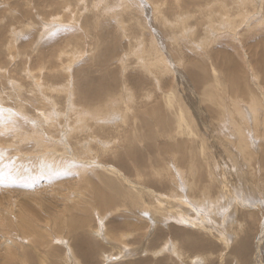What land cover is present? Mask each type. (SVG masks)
Masks as SVG:
<instances>
[{
  "label": "rangeland",
  "instance_id": "374dc122",
  "mask_svg": "<svg viewBox=\"0 0 264 264\" xmlns=\"http://www.w3.org/2000/svg\"><path fill=\"white\" fill-rule=\"evenodd\" d=\"M86 1L83 5L81 3L76 5L78 0H0V108L4 109L0 113L2 122H0V133H3L0 135V165L7 164L8 166L3 170L7 172L10 170L11 164L16 160H18L17 164L23 162L17 170V175L20 177L19 180L13 183L8 178L10 182L5 179L0 182V208L6 214V210L10 207L7 196H9L10 203L15 205L13 210H16L17 214H19L20 208L26 204L28 209L26 216L29 217L30 214H34L35 218H40L39 220L36 219L37 227L35 229L42 233L44 231L48 235L44 239H40L38 244L34 239L27 240V238H30L31 231L22 234L21 229L15 228L20 232L15 233L18 236L14 235V233L4 235L0 231V264H11L13 260L15 262H28L26 260L29 259L34 260L33 264H42L45 259L49 260V262H46L47 264H126L131 259H140L139 257H142V252L146 249L149 251L144 257L149 255L147 258L151 261L150 264H180L177 260H172L173 256L171 257L168 252L167 254H157L156 256L150 253L151 250L157 249L168 238H172L173 241L177 240L179 248L183 250L186 256L200 252V250L192 251V249H189L182 243L180 237L174 238L172 237L173 234H168L167 226H170V223L179 221L185 225L186 231L204 235L208 239L219 237L227 240L225 241L227 249L221 251L224 245H221L222 243L218 241L217 246L212 250L214 254L209 256L206 262L200 259V263L198 260L190 264H214L216 260L215 264H264V199H261V197L252 198L264 195V188L262 187L264 185V155L261 156V141L250 130L251 127L249 128L248 126V130H250L249 136H251L250 144L252 143L251 148L255 153H260L259 157L256 155L257 159L255 160H257V163H255V166L256 169H259V172L261 170L260 175L258 172V178H260L261 182L255 183V189H253L249 183L254 174H249V163L245 160L240 149L221 143L222 141L219 140L216 132H213L211 128L210 119L214 114L213 112L211 115L208 114L209 112L206 109V105H210L207 99V87L213 82H218L221 85V90L217 92V95L226 94L230 87L233 86V82L234 84L235 82H237L236 84H239V82L240 84L246 83L247 86H252L253 90L264 102V71L262 73L264 68V0H250V2L239 0L240 3L242 1L241 4L246 9V15L249 13L250 16L247 15L242 18L232 15L235 25L233 24L232 27L226 26L221 28V30L212 29L211 33L215 35L213 43L204 44H201L199 37L204 36L206 29H209L210 26L207 24L206 18L201 17L200 12L201 8L214 0H155L158 3H164L163 7L167 16L177 17V14H179L182 19L177 18L180 21L186 19L185 21H187L188 25H195L192 29L195 34L185 37V41L182 43L184 45L182 50V44L177 46L173 38V31L176 29L167 21L162 22L155 16L154 4L151 0H133V11L129 8L127 9L130 11L123 10V3L120 4V0ZM224 1L226 2L227 0ZM67 4H70L76 10L83 8L81 17H77L75 12H72L71 18L67 15L62 17L64 12L69 11ZM230 4L234 6V0H228V5ZM98 8L101 9L99 10ZM234 8L236 9L235 6ZM119 9L123 10V14L119 12ZM195 9H197V12L194 15L193 10ZM235 9L231 10L232 14ZM104 11L107 12L104 13ZM189 12L193 14L192 18L189 17ZM100 14H103V16H100ZM184 15H188V18H184ZM135 16L138 17L135 23L129 22V25L124 28L120 25L121 19L133 20ZM127 27L128 29H125ZM79 29H83V32L86 31L90 34V39L85 37V54L81 55V57L79 56L72 65L71 62L67 64L66 60L62 62L56 61L55 59L62 54L59 48L65 46L67 42H69L68 48L74 45ZM192 30L189 31L190 34ZM142 32L148 35L153 34L152 36L155 39L157 38V46L161 47L160 50L165 52L164 54L166 57L168 56V59L170 56L169 61L171 62L172 71L167 77L161 76L159 69L155 73L146 74L148 76L140 72L142 71L141 63L134 55L136 48L133 45V39ZM125 33H130L133 39L128 38ZM82 37H84V34ZM8 41H11L14 46V52H8ZM2 46L4 47L2 48ZM64 53L65 51L63 50ZM178 60L181 61L179 67L177 66ZM41 62L47 66L46 69L38 70ZM69 64L70 68L67 69V72H64V68ZM29 70L35 74L30 75L28 73ZM215 70L217 73H215ZM224 70L226 71L224 72ZM40 72L43 74V78ZM14 74L17 76L15 77ZM36 74L40 75L44 82L47 81L51 85L58 86L61 84L60 86H62L68 84L70 87L67 90L68 94H58L53 105L44 101V105L39 104L40 101L32 94L33 87H31V82L33 85L37 84L35 78H33ZM256 74L259 75L256 77ZM207 77H210V81L205 82ZM228 80L233 81L230 82L232 86L228 84ZM95 83L98 86L104 84L105 88H111L110 93L101 102L102 110L99 114L106 116L109 114L116 115L114 116L115 118H111L112 120H106L103 116L99 117L100 123L104 125L102 129H99V125L97 127L95 122L90 121V124H94L93 129L98 130L99 139L102 140L103 144L108 143L117 136L114 135L110 138L108 135L116 131L111 125L124 122L122 119L124 117L117 113L119 107L129 103L132 106L130 113L133 115H129V118L137 121L136 131L131 126L132 129L121 135L120 141L112 146L113 149L110 148L106 153L100 152L97 156V150L102 149L103 146L91 142V138L84 136V133H90L92 129L88 127L87 122L78 121L73 113V104L78 103L79 106H82V104L88 103L87 97L92 98L90 95L94 94L92 91L96 87ZM84 92L90 94L85 95ZM71 98L75 100L72 101ZM96 101L97 99H94V101L90 100L89 102ZM182 104L194 116L198 131L202 133L206 143L210 146L211 152V177L204 179L203 172L204 176H207L208 166L202 162L200 180L194 186V191L190 192L183 186L186 196L184 199L195 205L193 203L194 197L199 199L205 189H211L212 193H215V187L221 186L224 182H227L228 188L230 185L234 186L235 183V188L243 185V191L236 194L239 197L235 200V194H233L235 188H233L230 192V201L226 199L224 192H221L219 194L220 201L217 202L221 206L216 211L212 207L208 208L207 206L196 204L195 209H191V212H188L189 214H184L185 210L182 212L188 217H184L182 220H173L171 218L172 215L177 214L188 206H178L176 202L165 197L166 195H171L164 186L168 182L163 176L162 179L159 178L155 169L158 168L160 160L163 158L161 156L164 155V150L160 149L161 154L157 153L159 145L155 138L157 129L151 127L148 121L152 117L150 113L156 112L155 115L161 125V129L163 128L167 131L172 119H174L175 129L178 126L175 122L177 109ZM48 107H51V109L47 111ZM5 113H8L7 116L3 115ZM117 116L120 118H117ZM135 116H137V119H135ZM225 122L226 120H222V123ZM43 133L47 136L43 135ZM23 135L30 136L23 138ZM45 136L50 138L48 139ZM192 136L193 134L189 133V137ZM40 137L45 140L40 144L44 147H41L36 142V139H40ZM75 142H81L85 146H76ZM52 143L58 145L60 148L58 153L61 156L68 155L67 161L64 164L60 163L59 166L66 167V171L70 167L75 170L59 171L57 176L51 181L46 178L47 176H29V180H32V182H27L26 171L29 170V167L24 162L30 156L41 159L40 155L52 150V147H47L48 144ZM89 144L96 150L89 152ZM185 145V148L188 147L186 154L189 156L187 163L184 165L185 168H197V163L193 162L191 157L196 145L193 142ZM74 150L80 151L81 153H79L83 155L75 154ZM179 153H181L180 150ZM154 154H156V157ZM32 161L37 160L33 159ZM84 165L88 166V169L81 173L78 168ZM102 165L104 167H113L114 170L110 171L107 167L104 169ZM145 168L148 169L146 170ZM137 170H140L143 174L138 179L135 175ZM3 171H0V173ZM105 172L117 173L125 187L143 194V202L133 204L128 198H124L122 203L125 207H119V211L116 212L111 210L115 207V204L105 208H100L99 205L95 204L98 209L93 208L91 210L92 203L90 208L82 213L79 209H74L73 212L78 211L79 225H74L75 220L70 222L69 225L66 223L61 224L50 216L43 214L45 211H54V206L69 205L70 199L75 198L76 200V194L74 196L71 191L75 190L78 187L77 185L86 184L92 190L104 189L107 186V182L99 174ZM93 177H95V180ZM179 180L183 184L180 177ZM17 186V190L13 192V187ZM181 188L180 184L179 190H183ZM56 189H59L62 195L64 194L62 198H60L62 195L55 194ZM239 190L241 191V188ZM155 192L159 194V203L154 211L150 205L154 202L153 196ZM241 193L247 196L249 194L248 198L250 197L249 200L253 203H250L249 206L244 203V197L241 198L239 195ZM110 197L113 199V194ZM56 200H58V204ZM225 200L229 201L228 212L223 208V201ZM55 202L57 205H54ZM42 205L44 207L41 210ZM104 212L107 226L102 223V230L108 233L107 236L110 235L108 238L111 241L109 239L106 240L107 238L105 239V237L103 238V233L100 229L101 234L99 236L92 232L94 229H98V226H101L97 224V218L99 213L102 214ZM248 212L253 213L255 217L249 215L250 213ZM237 216L238 218L239 216L244 218V220L240 218L243 220L242 223ZM186 219L187 222L190 221L188 224L183 221ZM0 220L2 219L0 218ZM19 220H22V217ZM243 222H245L244 225ZM242 228L244 229L243 231L240 230ZM160 229L165 233L163 236ZM236 231L239 233L237 234ZM119 233H125L126 235L131 233L133 235L121 243L116 238ZM62 235L65 236L62 240L69 244L68 247L63 246L64 242L59 241L61 240L59 236ZM53 237L55 240L50 243ZM12 238H15L16 242L19 243L16 246L17 249L11 245L10 240ZM84 239V242L89 243L93 250L90 254L89 262L85 260L84 250L80 253L81 249L86 247L83 242ZM230 243L231 245H229ZM7 244H10L9 247H11L9 252L5 251V245L8 246ZM79 244L83 247H79ZM93 244H96L98 248H94ZM119 244L127 246L125 248L122 247L121 250L119 249L121 247ZM240 245L243 246L241 247L242 249L240 248L241 250L239 249ZM54 247L57 249H54ZM218 247L219 249H217ZM246 249L248 251H245ZM107 250L111 252L114 250V255L111 256V254L107 253V255H110L109 258H101L102 252ZM237 250L240 251L237 253ZM15 251L22 253L15 254ZM242 251H245L246 254ZM247 254L248 257L246 258ZM73 255L79 261L66 260ZM238 258L241 260L238 261ZM185 259L186 261L183 259L180 261L181 264L188 263L187 258ZM221 259L222 263L219 261ZM14 261L13 263L15 264Z\"/></svg>",
  "mask_w": 264,
  "mask_h": 264
},
{
  "label": "bare ground",
  "instance_id": "6f19581e",
  "mask_svg": "<svg viewBox=\"0 0 264 264\" xmlns=\"http://www.w3.org/2000/svg\"><path fill=\"white\" fill-rule=\"evenodd\" d=\"M104 1H106V0H104ZM120 1H119L120 4L123 3V6H122L123 10L126 9V11L127 10L130 11V10L133 9V0H120ZM151 1L154 4L153 8L155 10V12H154L155 16L158 19H160L162 22L167 21L171 26H173L176 29L175 31H173V35H174L173 38H174L175 43H176L177 46H181V44L184 43L185 37H188V36H191V35L195 34V32L192 30L195 25H190V24L188 25L186 23L187 21H185L186 19L183 20V21H180L177 18V17H179V14H177L178 15L177 17H170L169 15L167 16L166 12L164 10V7H163L164 3H158L155 0H151ZM247 1L250 2V0H247ZM85 2H87V1L86 0H78L76 5H79L80 3L83 5V4H85ZM241 3H242V1H241ZM241 3H240L239 0H234V6L236 7V9H235L234 6L231 5L233 3L228 5V0L226 2L224 0H214L210 4H208L205 7L201 8L200 15H201V17L206 18L207 24L210 26L209 29H206V32H205L204 36H202L203 35L202 34L201 35L202 37H199L200 40H201V44L213 43V41L215 39V35H214V33H211L212 29L221 30V28H224L226 26H228V27L231 26L232 27L233 24L235 25V21H234L232 15L233 16H237V17H242V18L247 16V15L250 16L249 13L246 15V13H247L246 9L243 7V5ZM67 5L69 7V11L64 12L62 17L64 15H67L69 18H71L72 12H75L77 17H81V12H82L83 8H80V9L76 10L70 4H67ZM70 8H72V9H70ZM127 8H129L130 10L127 9ZM232 9H235L233 14H232V11H231ZM251 9H252V7H251ZM111 10H112V8H111ZM123 10L119 9V12L121 14H123L122 13ZM210 10H212V11H210ZM106 12L104 11V13H106ZM196 12H197V9L193 10V14L194 15H195ZM116 13H118V11H116ZM127 13L129 14V12H127ZM189 13H190L189 17L192 18L193 14H191V12H189ZM100 16H103V14H100ZM184 16L183 17L186 18L188 15L187 16L184 15ZM131 18H133V17H131ZM137 18L138 17H136V16L133 18V20H130V19L125 20L123 18V19H121V24L120 25L124 28L126 25H129V22L130 23H135ZM179 18H181V17H179ZM118 23H119V21H118ZM138 23H139V21H138ZM194 24H195V21H194ZM125 29H128V27L125 28ZM191 30H192V32L190 34L189 31H191ZM80 32H82V33H80ZM83 34H84V37H82ZM125 35L128 38L133 39V38H131L130 33L129 34L125 33ZM152 35L153 34L148 35L145 32H142V33L138 34V36L135 39H133V43H134L133 45L136 48L135 52H134V55L136 56L137 60H140L141 69L143 71V72L142 71H140V72L143 75L148 76L146 74L155 73L159 69V72H160L161 76L167 77V75L169 73H171V71H172L171 64H170L171 62L169 61L170 56H169V59H168V56L167 57L165 56V54H164L165 52H162L160 50L161 47L159 48L157 46V44H156L157 38L155 39L154 36H152ZM85 37L86 38L89 37V39H90V34L87 33L86 31L83 32V29H79L78 30V34H76V41H75L74 45L72 47L68 48L69 42H67L65 46H62L61 48H59V49H61L62 54L60 55V57H57V59H55V60L56 61L58 60L59 62H62V61L66 60L67 64L69 62H71V65H72L79 56L81 57V55H84L85 52H86V50H85V42H86ZM155 37H157V36H155ZM91 44H92V41H91ZM7 45H8V48H7L8 52H14L15 49H14V46L12 45L11 41L10 42L8 41ZM4 46H2V48ZM183 47H184V45L182 44L181 50L183 49ZM62 49L65 51L64 54H63V50ZM2 51H3V49H2ZM8 52H6V53H8ZM70 59H71V61H70ZM177 63L179 64V65L177 64V66L179 67L180 64H181V61L178 60ZM174 64H176V63L174 62ZM46 68H47V66L44 63L41 62L40 65H39V69L38 70H40V69L43 70V69H46ZM68 68H70V64L67 65L64 68L63 71L67 72ZM62 69H63V67H62ZM263 69H262V73L264 71ZM256 70H255V72H256ZM24 71H26V70H24ZM37 71H35V72H37ZM225 71L226 70H224V72ZM28 73L30 75L35 74V73H33V71L31 72L30 70L28 71ZM28 73H27V75H28ZM215 73H217L216 70H215ZM3 74H4V71H3ZM24 74H26V73L24 72ZM258 75L256 74L255 76L257 77ZM14 76H15V74H14ZM42 76H43V74L41 75V77ZM255 76H254V78H255ZM41 77H40V75L36 74V76L33 77V78H35L37 84L34 83L35 85H33V83L31 82V87H33L32 88L33 92L32 91L31 92L34 95V97H37L39 99V101H40L39 104H43V101H44V102H48L50 105H53L54 102L57 99L58 94H61V93L66 94V95L68 94L67 90L70 88L68 86V84H65V85H62V86H60L61 84H59L58 86L51 85L50 83H47V81L44 82L41 79ZM65 79H67V78H65ZM197 80H198V78H197ZM208 81H210V77H207L205 79V82H208ZM233 81H235V80L233 79ZM233 81L228 80V84L231 85L230 82H233ZM236 83L237 82H235V84H234V82H233L232 83L233 86L231 85L232 87H230V90L226 94H223V95H217V92H220V90H221V85L218 82H213L210 86H208L207 87V92H208V98L207 99H208L210 105L208 106V104H207L206 105L207 106L206 109H207V112H209L208 114L211 115L212 112L214 114L213 117H211V119H210V123L212 125L211 128H212L213 132H216V136L219 137L220 141H222L221 143L237 147L243 153L245 160L249 163V166H250L249 174H252V173L254 174L252 176L251 182L249 184H250L251 188L255 189L254 188V184L260 181V178H258L259 169L257 168L258 169V171H257L256 166H255V163H257V160H255V159H257L256 155H258V157H259L260 153L257 154V153H255L252 150V148H251V144L252 143L250 144V142H251L250 141V137L251 136H249L250 135L249 131L252 130L254 132L255 136L261 141V144H260L261 156L264 155V102L256 94V92L253 90L251 85L247 86L246 83H242V84H240V82H239V84H236ZM95 86H96L95 89L93 91L91 90L94 93L93 95H90L92 98H90V97L88 98L87 97V99H88V101H87L88 103L87 104L86 103L82 104V106H79L78 103L77 104H73V107H74L73 108V110H74L73 113H74L75 118L78 121L81 120V121L87 122L88 127L92 129L90 133H84V136L87 137V138H91V142L98 143L99 145L103 146L102 149L97 150V153H96V156H97L98 154H100V152L106 153L110 148H112L113 145L117 144V142L120 141L121 135L124 132L125 133L129 132L132 129V127L136 131V129H137V121H134V119H130L129 118V115H131L130 111H131V107H132L129 103H125L123 106L119 107L117 113L120 116L124 117V118H122L124 120V122H122L121 124L115 123L114 125H111V127L115 128L116 131H114L112 133H109L108 135L110 136V138H111V136H114V135L115 136L117 135V136L114 137L112 140H110L108 143L103 144L102 140L99 139L98 130L93 129L94 124L93 123H92L93 125L90 124V121L95 122L97 127L99 125L98 128L102 129V128H104V125L102 123H100L101 121L99 120L100 119L99 117L103 116L104 118H106V120H109L111 118L112 119L115 118L114 116H116V115L115 114H113V115L109 114L108 116H106V115H100L99 114V112H101V110H102L101 102L110 93L111 88H105L104 84H101L100 86H98L95 83ZM18 89H19V87H18ZM86 92H84L85 95L91 93L90 91H89L90 93H86ZM94 99H97V101L96 102H89L90 100L94 101ZM71 100L73 101L75 99L71 98ZM76 101H77V99H76ZM48 108L49 109H47V111L51 109V107H48ZM45 110H44V112H45ZM155 113L156 112H153V113L151 112L150 113L152 117H151L150 121H148V122H150V126L151 127H155L157 129V131L155 132V138L157 140V143L159 144L157 153H160V151H159L160 149L164 150L163 151L164 155L161 156L163 158L161 159V157H160V159H161L160 161L161 162H160L158 168H155L157 170V175L161 179H162V176H163L164 179H166L167 182H168V184L167 185L164 184V186L168 189V191L171 193V195L170 196L166 195L165 197L168 200H172V201L176 202L178 204V206H188V207H185L180 212H178L177 214L172 215L171 218L173 220H177V219L182 220L184 217H188V216H185L184 214L185 213L189 214L191 212V209H195V205L196 204L197 205H201V206H207L208 208L212 207L213 210L216 211L221 206L220 204L217 203V202L220 201L219 194H221V192H224V194L226 196V199H228L230 201V197H231L230 196L231 195L230 192H231V190L233 188H235L236 183H235L234 186L230 185L229 188H228L227 182H224L221 186L215 187V189H216L215 193H212L211 189H205V191H202L201 196H200L199 199H197L195 197L193 198V201H194L193 203H195V205H193L187 199H184V197H186V196H185V193H184V187L183 186H185L188 189V191H190V192L194 191V186H196L197 182L200 180V176H201L200 175V173H201L200 171H201L202 162L206 163L207 166H208L207 173H206L207 176H204V172H203L204 179H208V178L211 177V169H210L211 152H210V146L206 143V140L202 136V133L198 131V126L195 123L194 116L189 111L186 110V106L185 105L182 104V106L180 105V107L177 109V117H176L175 122L178 124V126H176L175 129H174V119H172L170 121L167 131L165 129H163V128L161 129V125H160L158 119L156 118ZM7 114L5 113L3 115L7 116ZM131 116H133V115H131ZM103 117H102V119H103ZM135 117L134 118L137 119V116H135ZM117 118H120V117L117 116ZM145 118H147V117H145ZM208 119H209V117H208ZM2 120H5V119H2ZM222 120H226V122L222 123ZM0 122H1V120H0ZM144 123H146V121H144ZM142 125H147V124H142ZM248 126H249V128L251 127L250 130H248L249 129ZM189 133L193 134V136L189 137ZM43 135H46V134L43 133ZM28 136H30V135H23L22 137L26 138ZM46 138H48V137H46ZM122 138L124 139V137H122ZM44 141L45 140L43 138H41V137H40V139H36V142H37L38 145H40ZM103 141H104V139H103ZM189 142H190V144H192V142H193L194 145H196L195 146V151H193L191 153L192 161L197 163V168H194V169H192V168L186 169L185 166H184L187 163L188 157H189L186 154V152L188 151V147L185 148L186 147L185 144H189ZM74 144L76 146L77 145L85 146L81 142H75ZM41 147H44V146L42 145ZM47 147H52V150H50L48 152H44L42 155H40L41 159L40 158L37 159V157H35V156H33V157L30 156L28 158V160H26L24 162L25 165L27 167H29V170L26 171L27 182H32V180H29L30 179L29 176H37V177L38 176L39 177H42V176L46 177L47 176L46 178L49 181H51V179H53L55 176H57V172L67 169L66 167H60L59 164L60 163L64 164L67 161L68 155L67 156H65V155L61 156L58 153L60 148L58 147V145L56 143L48 144ZM88 147H89V152H92V151L96 150V148L92 147L90 144L88 145ZM116 150H117V148H116ZM179 150L181 151V153H179ZM84 151H86V150H84ZM79 152L80 151H75V154L78 155ZM80 153H79V155H83V154H80ZM154 155L156 157V154H154ZM107 156H108V153H107ZM33 159L37 160V161H32ZM12 160H14V159H12ZM133 161H135V160L133 159ZM258 161H260V160L258 159ZM17 162H18V160H16L14 162L16 164H14V163H13L14 165L11 164L10 170L7 171V172H6V170L5 171H3V170L6 169V167L8 165L4 164V163H3L4 164L3 166L0 165V171H3L2 173L4 174L3 180L4 179L8 180V178H9V180H12V182L14 183V182H16L17 180L20 179V177L17 175V170L23 164V162L20 161L21 163H19V164H17ZM111 166H114V165H111ZM102 167H104V166L102 165ZM105 167L109 168L110 171L114 170L113 167H110V166H105ZM105 167H104V169H105ZM151 167H149V168H151ZM263 168H264V166H263ZM87 169H88V166H85V165L84 166H79L78 171L83 173ZM68 170L73 171L75 169H72L70 167V169H68ZM186 170H187V172H186ZM149 171H150V169H149ZM260 172H261V170H260ZM260 172H259V175H260ZM99 175L101 176V178L106 180L105 182H107L106 183L107 186H105L104 189H101V190L100 189H93L92 190L86 184L77 185L78 187H76L75 190L71 191L74 196L76 194V196H75V197H77L76 200H75V198L74 199H70L69 205H64V206L57 205L58 204V200H56L57 204L55 202L54 205H57V206H54V211H45V212H43V214L45 216H50L51 218H53L54 220L58 221L61 224L62 223H66V224L69 225L70 222H73L75 220L74 221L75 222L74 225H76V224L79 225L80 224V220L77 217L78 216V211L76 210L75 212H73L74 209H79L81 211V213H82V212L88 210L92 203H93V205L91 207V210L93 208L98 209L95 206V204L99 205L100 208H105V207H108L111 204H115V207H113L111 210L116 212V211H119L118 210L119 207H122V206L125 207L124 204L122 203L124 198H128V200L131 203H133V204H137V203H142L143 202V194L141 192H139V191L130 190L127 187H125L124 184L122 183V181L120 180V178L118 177L117 173L105 172L103 174L100 173ZM135 175H136L137 179L141 178L143 176V174L140 172V170H137ZM261 175L263 176V174H261ZM179 177L182 179L183 184L180 182ZM89 178H90V176H89ZM93 178L95 180V177H93ZM9 180H8V182H10ZM180 184L182 186L181 189H183V190H179ZM237 185H238V182H237ZM242 186L243 185L237 186L236 187L237 189L235 188V191H233V194H235V196H234L235 200L238 199V197H239V196L237 197L236 194H238L239 192L243 191L242 190L243 189ZM262 187L264 188V185ZM13 188H14V190H13V192H14V191L17 190L16 188H18V186L17 187H13ZM238 188L239 189L241 188V191ZM246 188H248V187H246ZM256 188H258V187H256ZM107 189L110 190V191H108ZM9 190L11 191V189H9ZM55 194L56 195H62V192L59 189H56L55 190ZM112 194H113V199L110 197ZM239 195L241 196V198L244 197V203H247L248 206L250 205V203H253V202H251L249 200L250 197L248 198L249 194H248V196L243 194V193H241ZM63 196H64V194L60 198H62ZM158 196H159V194H157L155 192V195L153 196L154 202L150 205L152 207V210H154V211L158 207L157 206V204L159 203V201H158L159 197ZM256 197H259V198L261 197V199H264V195H262V196L259 195V196H255V197H252V198H256ZM7 199H8L10 207H8V209L6 210V214L0 208V218L2 219V220H0V231H2L4 233V235L14 233V235L18 236L15 233H20V232H19L18 229H15V228L21 229V231L23 232L22 234L26 233L27 231H31L30 238H27V240L30 241V239H34L35 242L38 243V244L40 242V239H42V238L44 239V237L48 236L46 232L43 231V233H44L43 234L42 232H40L37 229H35L37 227L36 219L39 220L40 219L39 217L35 218L34 214H30L29 217L26 216L27 213H28V209L26 207V204L24 205L25 208H24V206H22L20 208L19 214H17L16 210H13V209H15V205H13V203H10L9 196H7ZM54 199H56V198H54ZM195 200H196V202H195ZM229 201H226V200L223 201V208L226 211H227V207H230L229 206ZM238 202H239V200H238ZM254 203H259V202H254ZM234 204H236V203H234ZM43 207L44 206L42 205L41 210L43 209ZM240 207H242V206H240ZM243 207H245V206H243ZM171 208H173V206H171ZM246 209H247V207H246ZM184 210L187 211V212H185ZM183 211H184V214L182 213ZM251 212H248V213H250L249 215H253V213H251ZM110 213L112 214L111 211H110ZM102 214L99 213L98 218H97L98 223L96 222L97 224H100L101 226H98V229L96 228V229H94L92 231L94 234H96L98 236L101 234L100 230L103 229L102 228V223L104 224L105 223V219H106L105 215H104L105 212L102 213ZM66 216H67V218H66ZM18 217L19 218L22 217L23 221L19 220ZM237 218H238V216H237ZM240 218H243V217L239 216L238 219H240ZM238 219H237V221H238ZM243 220H244V218H243ZM243 220H241V223H242ZM246 220H248V219H246ZM246 220H245V222H247ZM183 221H185V223H186L187 219L183 220ZM188 222H190V221H188ZM188 222L186 224H188ZM245 222H243V225H244ZM22 223H23V225H22ZM235 223H236V221H235ZM237 223H239V222H237ZM105 225L107 226L106 223H105ZM169 225L170 226H167L169 232L166 229L169 235L173 234L172 237H174V238L180 237L182 243L185 246H187L189 249H192V251L200 250V252L193 253V254H191V256H189V255L186 256L185 253L183 252V250L179 248L177 240L173 241L172 238H168L157 249H154V250L150 251V253H152L153 256H156L157 254L158 255H164V254H167V252H168L171 255V257L172 256L176 257V258L172 257V260H177L181 264L180 261L182 259L186 261L185 258H187L188 263L190 264V263H194V261H198V260H199V263H200V259L202 261L206 262V260L209 258V256L214 254V251H212V250L214 249V247L217 246V244H218L217 242L218 241H220V243H222L221 245H224L223 249L221 251H223L224 249H227V243L225 242V241H227L226 239L223 240V239H221L219 237H216V236H215L216 239H214V238L208 239V238H205L204 235H197V234H194L192 232L186 231V228H184L185 225H183V223L181 221L175 222V223H170ZM237 227H239V226H237ZM6 228H7L8 232L6 231ZM240 230L243 231L244 229L242 228ZM160 231H162V236H163V234H165L164 231L162 229H160ZM248 232L250 233V231H248ZM102 233H103L102 234L103 238L105 237V239L107 238L106 240H108L109 239L108 237L110 235L107 236L108 233L105 230H102ZM224 233H226V232H224ZM229 233H231V232H229ZM238 233L239 232H237V234ZM159 234H161V233L159 232ZM131 235H133V234L128 233L126 235L125 233H119L116 236V238H117V240L119 242L122 243V242H124L125 239H127ZM230 235H229V237H230ZM244 235H246V234H244ZM62 236H59L61 240H59V238H57V239L60 242H64L63 246L68 247L69 244L67 242H65V240H62V239L65 238V236L64 235H62ZM54 237L52 238V240H50V243H51V241L55 240ZM169 239H171V240H169ZM246 239H247V237H246ZM12 240H10L11 241V245L14 246L17 249L16 246L19 245V243L16 242L15 238H12ZM209 240H211V241H209ZM84 241H85V239L83 240V242ZM109 241H111V240L109 239ZM231 243L229 245H231ZM245 243H246V240H245ZM81 244L83 245V243H81ZM81 244H79V247H83V246H81ZM84 244H86V247H85V249L82 248L81 249L82 251H80V253L83 252V250H84L83 255L85 257V260H86V262H89L90 261V254L93 252V250H92V247L89 246V243L84 242ZM240 244H242V243H240ZM7 245L8 246L5 245V247H6L5 251L9 252L11 247H9L10 244H7ZM126 246L127 245H122L119 249L122 250V247L125 248ZM93 247L94 248L95 247L98 248V246H96V244H93ZM110 247H111V245H110ZM241 247H243V246L240 245L239 249ZM54 249H57V248L54 247ZM217 249H219V247ZM240 250H237V253ZM113 251L111 252V251L107 250V251L102 252L101 258H105V259L109 258L110 255H107V253L111 254V256H112V255H114ZM147 251H149V250L146 249V250H144L142 252L143 255H142V257H139L140 259H138V260L131 259V261L129 260V262H127L126 264H150L151 261L147 258V257H149V255L144 257L146 255ZM245 251H248V250L246 249ZM245 251H242V252H245ZM138 252H140V251H138ZM14 253L15 254H19L20 252L17 253L15 251ZM115 253L117 254V252H115ZM121 254H122V252H121ZM245 254H246V252H245ZM234 255H236V254H234ZM73 256H69L66 260L68 261V259H72V260L76 261L78 258L76 259L75 255H73ZM236 257H237V255H236ZM247 257H248V254L246 255V258ZM243 258H242V260H243ZM246 258H244V259H246ZM25 259H27V258H25ZM11 260H13V259H11ZM240 260L238 258V261H240ZM13 261L11 262V264L13 263ZM26 261H28V262H19V261H17V262L14 261V262H15V264H33V262H34L33 259H29V260H26ZM77 261H79V260H77ZM219 261L222 263V259L219 260ZM42 262H43L42 264H47L46 262H49V260L45 259ZM103 262H104V260H103ZM216 262H217V260H216ZM216 262H214V264ZM241 262H243V261H241ZM4 264H8V263H4Z\"/></svg>",
  "mask_w": 264,
  "mask_h": 264
},
{
  "label": "snow or ice",
  "instance_id": "6c2138e0",
  "mask_svg": "<svg viewBox=\"0 0 264 264\" xmlns=\"http://www.w3.org/2000/svg\"><path fill=\"white\" fill-rule=\"evenodd\" d=\"M4 111V109L3 108H0V113H2ZM3 133H0V135H2ZM3 176H4V174L3 173H0V182H2V180H3Z\"/></svg>",
  "mask_w": 264,
  "mask_h": 264
}]
</instances>
